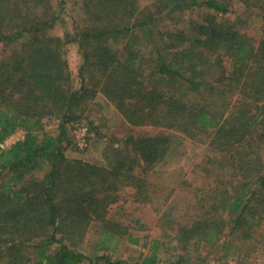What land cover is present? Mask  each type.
I'll return each instance as SVG.
<instances>
[{"label":"trees","instance_id":"obj_1","mask_svg":"<svg viewBox=\"0 0 264 264\" xmlns=\"http://www.w3.org/2000/svg\"><path fill=\"white\" fill-rule=\"evenodd\" d=\"M238 1L230 19V0H81L75 31L59 35L51 0H0V140L26 130L0 150V264H196L163 260V238L108 215L122 188L148 200V177L184 138L207 144L194 162L207 183L173 237L183 249L251 236L264 221V0ZM66 43L82 58L78 87ZM88 101L107 127L89 120L80 147L68 129ZM124 240L144 248L135 260L114 256Z\"/></svg>","mask_w":264,"mask_h":264},{"label":"rangeland","instance_id":"obj_2","mask_svg":"<svg viewBox=\"0 0 264 264\" xmlns=\"http://www.w3.org/2000/svg\"><path fill=\"white\" fill-rule=\"evenodd\" d=\"M51 1L54 10L58 11L60 15L48 32L61 35L68 30V32L73 33L75 31L74 19H80L82 15L81 0H65L64 3L61 0ZM196 12L197 10L190 13L186 12L182 17H194ZM240 12H242L241 3L238 0H230V12L227 16L230 19H238ZM198 17L201 18V16ZM249 19L251 21L246 32L251 36L252 41L257 43L261 34V19L258 15L256 16L255 12ZM241 23L243 24V22ZM65 45L72 83L74 87H78L80 84L78 68L82 58L73 43H66ZM99 116L98 107L88 101L82 118L69 124L68 130L75 136L80 147H84L88 143L86 134L89 120L94 121L101 133H105L106 122ZM56 130L57 121L44 118L43 132L53 134ZM181 143L180 146L176 147V152L161 162L160 170L154 176L148 177V200L135 198L131 188H122L119 191V199L109 211V217L128 225L129 230L134 234H148L149 237L163 238L167 247L165 251L160 252V257L163 260H175L178 255L189 253L188 258L196 264H264V221L253 230L250 237H241L230 244L222 242L214 246L192 240L187 247L182 249L181 244L173 237L179 221L185 219L184 206L191 197L194 188L203 187L207 183V180L197 172L194 166L196 160L208 154L209 149L205 147L207 144L198 149L195 144H189L186 138ZM191 157L192 159L194 157L193 161L190 160ZM185 162L187 163L184 164ZM189 162V166H184L188 165ZM181 169H185L187 175ZM41 173L43 170L37 174L40 175ZM183 178H187L188 182H183ZM95 241V234H88L83 242V251H91V246ZM143 249L140 245L124 240L114 256L135 260ZM96 251L100 252L101 250Z\"/></svg>","mask_w":264,"mask_h":264},{"label":"built area","instance_id":"obj_3","mask_svg":"<svg viewBox=\"0 0 264 264\" xmlns=\"http://www.w3.org/2000/svg\"><path fill=\"white\" fill-rule=\"evenodd\" d=\"M26 135V130L22 127H18L14 132L0 140V150L10 147L17 141L23 140Z\"/></svg>","mask_w":264,"mask_h":264}]
</instances>
